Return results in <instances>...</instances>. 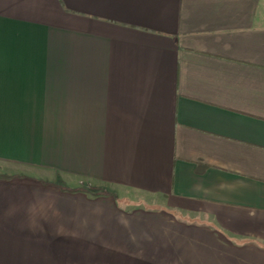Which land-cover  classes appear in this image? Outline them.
Returning <instances> with one entry per match:
<instances>
[{"label": "crops", "instance_id": "1", "mask_svg": "<svg viewBox=\"0 0 264 264\" xmlns=\"http://www.w3.org/2000/svg\"><path fill=\"white\" fill-rule=\"evenodd\" d=\"M0 264H264V0H0Z\"/></svg>", "mask_w": 264, "mask_h": 264}]
</instances>
